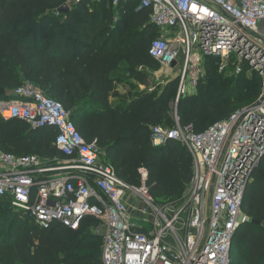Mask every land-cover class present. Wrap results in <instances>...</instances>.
I'll use <instances>...</instances> for the list:
<instances>
[{
  "label": "built area",
  "instance_id": "obj_1",
  "mask_svg": "<svg viewBox=\"0 0 264 264\" xmlns=\"http://www.w3.org/2000/svg\"><path fill=\"white\" fill-rule=\"evenodd\" d=\"M138 8L150 10L149 23L162 33L148 46L159 69L155 82L176 80L177 101L196 92L206 57L218 58L220 73L232 67L235 74H257L258 97L200 132L178 118L171 128H152L153 145L175 140L192 161L180 200L158 204L143 167L139 184H126L100 159L96 141L83 139L69 111L26 82L14 90L15 99L0 101V118L52 127V145L65 158L0 150V202L41 228L57 223L76 231L85 217L94 218L101 264H230L231 241L245 220L243 195L264 157V34L258 26L264 0H140Z\"/></svg>",
  "mask_w": 264,
  "mask_h": 264
},
{
  "label": "trees",
  "instance_id": "obj_2",
  "mask_svg": "<svg viewBox=\"0 0 264 264\" xmlns=\"http://www.w3.org/2000/svg\"><path fill=\"white\" fill-rule=\"evenodd\" d=\"M65 4L68 10L58 12ZM124 4L121 9L112 0H0V101L15 97V89L30 83L69 111L83 139L96 141L100 159L122 181L138 185L143 167L156 203L179 201L192 177L191 157L175 140L155 146L151 139L153 127H164L177 81L149 93L135 90L119 76L124 63L127 77L144 84L148 74L138 68L158 67L148 55L150 42L160 36L149 23L150 10L138 8L139 0ZM204 65L206 76L196 92L180 97L177 104L180 124H191L196 132L253 103L261 88L255 73L250 78H244L246 72L232 73L226 79L225 73L233 69L219 74L216 57H206ZM121 84L124 94L117 91ZM243 100L253 101L235 109ZM53 139L52 127L33 129L22 120L0 118L2 151L49 161L65 158ZM0 210L21 211L7 201L0 202ZM242 211L245 220L231 241L230 264H264V157L250 176ZM21 212L0 236V264H101V240L90 231L98 224L94 218L85 217L72 231L57 223L41 228Z\"/></svg>",
  "mask_w": 264,
  "mask_h": 264
},
{
  "label": "rangeland",
  "instance_id": "obj_3",
  "mask_svg": "<svg viewBox=\"0 0 264 264\" xmlns=\"http://www.w3.org/2000/svg\"><path fill=\"white\" fill-rule=\"evenodd\" d=\"M136 1H138V0H136ZM219 61V60H218ZM157 71H159V69H158V67H156V68H154V72L156 73ZM206 70H205V68H204V76L202 77V80L204 79V77L206 76ZM218 73L220 74V72L218 71ZM233 73V71H230V70H228L226 73H225V75H224V77L226 78V79H230V78H232V77H234V73ZM159 76V75H158ZM245 77H247V78H250L251 77V74L250 73H247L246 75H244V78ZM159 78H161V76H159ZM157 79V76H155V78H154V81ZM166 83L165 84H167L168 82H167V79H165L164 80ZM172 81H176V80H172ZM171 81V82H172ZM170 82V81H169ZM141 85H142V83H140ZM142 87H144L143 85H142ZM236 89V90H235ZM237 89H238V87L236 86V84H234L233 85V94H236V91H237ZM191 92V90H189V93ZM181 97V96H180ZM179 97V98H180ZM176 98H177V87H176V92H175V96H174V99L173 100H171L170 101V103H169V108H168V118L167 119H165V121H164V127H166V128H171L172 126H173V124L175 123V120H176V118H178V119H180L179 118V115H178V113H177V104H178V101L176 100ZM13 99H15V97H13V98H10V99H8V100H13ZM179 100V99H178ZM253 101V100H252ZM252 101H247V100H243L242 102H240L238 105L236 104L234 107H236L235 109H237V107L239 108V107H241V106H244V105H247V104H249L250 102H252ZM236 111V110H235ZM219 120H217V121H215V122H213V123H211V124H214V123H216V122H218ZM211 124H210V126H211ZM14 211V210H13ZM13 213V212H12ZM12 213H10V212H8V213H4L3 211H1L0 210V220L3 218V221H2V226L0 227V236L4 233V231L6 230V225H8V222H9V220L11 219V218H13L14 217V215H18V216H22V214H23V212H21V211H19V212H16V213H14V214H12ZM24 215V214H23ZM5 217H7V218H5ZM94 227V226H93ZM93 227H91L90 228V231L94 234V235H96V236H98L99 238H100V235H99V233L96 231V229H95V231H93ZM100 240H101V238H100Z\"/></svg>",
  "mask_w": 264,
  "mask_h": 264
},
{
  "label": "crops",
  "instance_id": "obj_4",
  "mask_svg": "<svg viewBox=\"0 0 264 264\" xmlns=\"http://www.w3.org/2000/svg\"><path fill=\"white\" fill-rule=\"evenodd\" d=\"M91 1H94V0H91ZM96 1V0H95ZM127 1H129V0H127ZM127 1L125 2V3H127ZM140 1V0H139ZM123 5H124V7H125V4L124 3H122L121 4V9H124V8H122L123 7ZM119 6V5H118ZM113 7H116V6H113ZM120 7V6H119ZM122 12H124V11H122ZM115 16L116 17H119V15H118V13H117V15L115 14ZM258 26H259V33L260 34H264V21H261L259 24H258ZM162 33H161V31H160V35H161ZM125 64L123 63V64H121V66H120V70L118 71V74H119V76L123 79V80H125V81H129V83H132L134 86H135V90H146L147 92H153L154 90H155V88H157V87H163L164 85H166L165 83H162L161 81H154V69L153 68H149V67H146V66H140L139 68H138V70L139 71H143V72H145L146 74H148V80H147V82L146 83H148V85H146V83H144V84H142L144 87H142V85L139 83V82H137L135 79H133V78H129V77H127V74H126V72H124V68H125ZM127 79V80H126ZM134 90V91H135ZM117 91L120 93V94H124V93H126V88L121 84V85H118L117 86ZM114 101H116V99H114Z\"/></svg>",
  "mask_w": 264,
  "mask_h": 264
},
{
  "label": "water",
  "instance_id": "obj_5",
  "mask_svg": "<svg viewBox=\"0 0 264 264\" xmlns=\"http://www.w3.org/2000/svg\"><path fill=\"white\" fill-rule=\"evenodd\" d=\"M67 10H68V6L65 4V5H62V6L58 9V12H60V13H65ZM146 85H148V83H146ZM0 93H3V89H0Z\"/></svg>",
  "mask_w": 264,
  "mask_h": 264
}]
</instances>
